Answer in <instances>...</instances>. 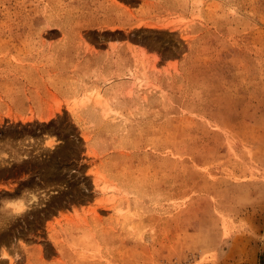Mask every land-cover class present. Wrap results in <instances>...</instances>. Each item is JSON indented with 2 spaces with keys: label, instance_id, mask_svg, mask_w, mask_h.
<instances>
[{
  "label": "rangeland",
  "instance_id": "374dc122",
  "mask_svg": "<svg viewBox=\"0 0 264 264\" xmlns=\"http://www.w3.org/2000/svg\"><path fill=\"white\" fill-rule=\"evenodd\" d=\"M111 1L0 0V264L264 263V0Z\"/></svg>",
  "mask_w": 264,
  "mask_h": 264
},
{
  "label": "crops",
  "instance_id": "0c3cea01",
  "mask_svg": "<svg viewBox=\"0 0 264 264\" xmlns=\"http://www.w3.org/2000/svg\"><path fill=\"white\" fill-rule=\"evenodd\" d=\"M108 4L109 7H111L113 9V17H116L115 20L112 21V23L107 26V28L104 30L107 33H112L114 35H121L124 36L126 35V32L129 31L130 28H135L138 29L140 27V25H138V23H131L129 24L128 22L123 23L120 22L121 19H119L117 16L118 14L116 13V11H122L120 7H118L114 2H112L111 0H108ZM135 8H132V10ZM97 29V27H90V30H95ZM261 249L264 250V245L261 246ZM251 264H264V263H257V262H253Z\"/></svg>",
  "mask_w": 264,
  "mask_h": 264
}]
</instances>
